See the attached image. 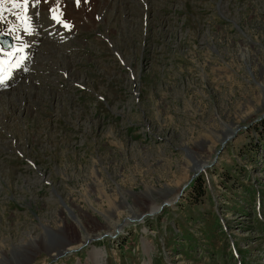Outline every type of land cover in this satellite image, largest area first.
I'll list each match as a JSON object with an SVG mask.
<instances>
[{"label": "rangeland", "instance_id": "obj_1", "mask_svg": "<svg viewBox=\"0 0 264 264\" xmlns=\"http://www.w3.org/2000/svg\"><path fill=\"white\" fill-rule=\"evenodd\" d=\"M111 2L0 96V264H264V0Z\"/></svg>", "mask_w": 264, "mask_h": 264}, {"label": "bare ground", "instance_id": "obj_2", "mask_svg": "<svg viewBox=\"0 0 264 264\" xmlns=\"http://www.w3.org/2000/svg\"><path fill=\"white\" fill-rule=\"evenodd\" d=\"M34 1L35 0H29V2H28V7H29V9L31 10L34 6H35V3H34ZM70 1L71 0H39V10H40V13L42 12V9H43V5L44 4H48V6H46V7H44V10H46V8L47 7H49V6H54V3H56V2H60V3H63V4H67V3H70ZM115 2L117 1V0H114ZM81 2L82 3H84V4H87V7H81L76 13H74L75 14V16H76V14H78L79 12L81 13V14H83V15H86V16H93V15H95L96 16V19H94V20H92V19H88V20H83V19H80V18H76V22H74V24H72V29H70L69 31H68V33H70V34H72V31L73 30H78V29H83V28H93V27H95V26H97L98 24H99V22H102L103 21V19L105 18V19H107V17H108V15H109V12L107 11L108 9H107V5L110 3V4H112V2H111V0H87V2H84V0H81ZM93 2H95L96 3V6H93L92 5V3ZM118 2H120V1H118ZM75 3V2H74ZM89 5H92L91 7H89ZM83 6V5H82ZM112 7V6H111ZM146 7V6H145ZM36 10V9H35ZM74 11H75V9H73ZM16 12H18V13H20L19 11H16ZM112 13V12H111ZM42 15V14H41ZM80 15V14H79ZM101 15H103L104 16V18L101 16ZM90 18V17H89ZM29 22V21H28ZM70 22H72V21H70ZM49 24V22L47 21L44 25L46 26V25H48ZM6 29V31H10L13 35L16 33V31L14 30V29H9V28H5ZM53 28L52 27H49L48 29H46V31L41 35V38L40 39H37V40H41V43L43 44V43H45V42H49V43H51V41L52 42H55L56 41V37H54V35H52L51 37H49V36H47V32H49L50 30H52ZM59 30V27L56 25V27H55V32L56 31H58ZM54 32V33H55ZM66 34L67 33H65L64 34V36H66ZM27 40H29V41H31V38L32 37H25ZM48 39H50V40H48ZM45 46H46V43H45ZM48 49H50L51 50V48L50 47H48V46H46ZM35 48H37V47H35L34 46V49ZM42 49H44V47L42 48ZM0 50H2V49H0ZM33 50V46L31 47V51ZM5 50H2V51H0V60H2L3 58H4V56H3V52H4ZM38 53L36 54V55H33L34 56V58H36V61L38 62V64H39V58H40V56L42 55V56H44L42 53H40V51H41V49L39 48L38 49ZM33 53V52H32ZM41 63V62H40ZM13 64H16L17 65V69H15V68H11L10 69V75H9V79H10V81L11 82H15V81H18L19 80V82L17 83V84H19L20 82H21V84L22 85H24V84H26L25 86H27L28 88H30V87H32V84L30 83V82H28V81H25L24 79H25V77H26V75L27 74H25L24 72H22V68L24 67V65H26L23 61H21V62H18V61H15V63H13ZM32 74H34V73H31V75ZM30 76V75H29ZM23 77V78H22ZM37 77V76H36ZM24 80V81H23ZM9 81V82H10ZM16 84V85H17ZM20 84V85H21ZM21 85V86H22ZM16 88H18V86L16 87ZM22 88H24V89H22ZM28 88H26V87H21V89H22V91H20V92H18V91H16V94L14 95V96H16V99L19 101L21 98H22V96H23V98H30V96H31V94L32 95H34L33 93H34V90H28ZM14 91H12V93H13ZM0 93H2V94H8V91H1ZM21 93V94H20ZM12 96V95H11ZM9 98H3L2 100H0V104L2 105L1 107H3V109H4V113H5V108L4 107H6L7 105L6 104H8L10 101L8 100ZM8 100V101H7ZM23 100V99H22ZM5 101V102H4ZM4 102V103H3ZM31 103L32 104H36L37 102L36 101H31ZM5 105V106H4ZM10 105H12V104H10ZM7 112H9V111H7ZM29 112V111H28ZM8 114V113H7ZM35 116V115H34ZM24 123V122H23ZM18 128H19V126H18ZM6 148V147H5ZM199 167H202V166H204V164H197ZM158 208H156V207H151V209L148 211V213H150V214H153V213H155L156 212V210H157ZM98 237V235H93V234H89L88 232H87V234H85L84 236H82V240H83V242H89V241H91V240H95L96 238ZM35 244V243H34ZM68 250H71L70 248H57V249H54V252L52 253V254H54L55 256H58V255H60V254H62V253H65L66 251H68ZM100 258H101V252H100V254H99V256H98V260H97V264H100Z\"/></svg>", "mask_w": 264, "mask_h": 264}, {"label": "snow or ice", "instance_id": "obj_3", "mask_svg": "<svg viewBox=\"0 0 264 264\" xmlns=\"http://www.w3.org/2000/svg\"><path fill=\"white\" fill-rule=\"evenodd\" d=\"M4 2H5V0H0V4H2ZM8 2L12 3L13 5H26V4H28L29 0H8ZM37 2H39V0H37ZM76 2H77V4H79V3H81V0H76ZM84 2H87V0H84ZM50 12H51V9H50ZM52 18L54 20H56L58 23L62 22L60 20V18L55 16V15ZM63 24H64L65 28L70 27V24L67 21H63ZM0 51H2V50H0ZM2 83H3V78H0V84H2Z\"/></svg>", "mask_w": 264, "mask_h": 264}]
</instances>
